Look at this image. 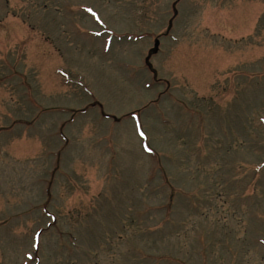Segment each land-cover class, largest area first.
Returning a JSON list of instances; mask_svg holds the SVG:
<instances>
[{"label":"rangeland","instance_id":"374dc122","mask_svg":"<svg viewBox=\"0 0 264 264\" xmlns=\"http://www.w3.org/2000/svg\"><path fill=\"white\" fill-rule=\"evenodd\" d=\"M261 240L264 0H0V264H264Z\"/></svg>","mask_w":264,"mask_h":264},{"label":"water","instance_id":"95a60500","mask_svg":"<svg viewBox=\"0 0 264 264\" xmlns=\"http://www.w3.org/2000/svg\"><path fill=\"white\" fill-rule=\"evenodd\" d=\"M156 47H158V43L156 44ZM157 50V49H156Z\"/></svg>","mask_w":264,"mask_h":264}]
</instances>
